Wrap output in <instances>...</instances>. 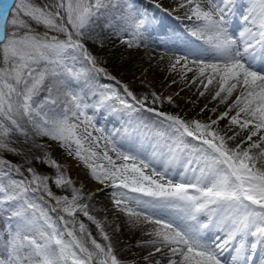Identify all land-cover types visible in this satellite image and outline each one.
Instances as JSON below:
<instances>
[{
  "label": "snow or ice",
  "instance_id": "1",
  "mask_svg": "<svg viewBox=\"0 0 264 264\" xmlns=\"http://www.w3.org/2000/svg\"><path fill=\"white\" fill-rule=\"evenodd\" d=\"M241 6L177 0L174 11L193 22L200 43L166 52L170 69L181 80L193 73L200 96L227 105L215 119L186 121L147 107L148 98L125 85L131 102L107 84L98 104L88 102L99 91L97 77L115 79L86 46L96 41L100 19L118 10L116 31L130 49L151 39L155 17L134 0H0V153H16L10 145L19 136L56 142L102 186L97 193L110 190L116 212L135 227L150 226L136 245L146 251L143 264H264V72L257 68L264 63V0L243 5L237 38L230 23ZM162 99L152 93L153 104ZM111 100L128 113L153 112L164 135L148 147H137L127 131L105 135L89 110L116 111L106 105ZM37 163L53 168L54 178L0 159V264H128L81 202L83 188L55 160ZM50 184L70 195L55 194Z\"/></svg>",
  "mask_w": 264,
  "mask_h": 264
},
{
  "label": "rangeland",
  "instance_id": "2",
  "mask_svg": "<svg viewBox=\"0 0 264 264\" xmlns=\"http://www.w3.org/2000/svg\"><path fill=\"white\" fill-rule=\"evenodd\" d=\"M247 1L248 0H241V1L238 0V2L242 5L238 11L245 8V7L243 8V5H246L248 3ZM216 2H219V0H216ZM134 3L136 8L141 11H146L144 6V4H146V7L148 8L147 14L149 16L155 17L153 28L154 30H156L155 33L157 34L156 35L157 38H159L160 36L167 38V36H170V34L176 35V37L178 35V37L183 38L182 45L184 46H182L181 51H186L188 48H195L199 45L198 43L200 42L196 37H194L195 38L194 40L192 39L190 41L186 40L187 38L186 34L187 35L191 34L193 28V22L188 21L184 17L183 12L174 11L177 5V0H134ZM154 3L162 4L163 9H166L167 12L155 8L153 6ZM238 11L236 12V14L238 13L243 14L242 13L243 11L242 12H238ZM236 14H234L231 17L232 20L230 23V28L234 26L233 30L238 32L239 28L241 27V23L239 22L241 21L242 17L241 15L237 17ZM118 20H119L118 10L107 13L104 17L100 19L99 24L96 26V33H97L96 41L95 42L89 41L86 45L89 50V53L97 57L99 65L104 67L106 71L110 73L112 77L115 78L113 80H108L102 75L97 77V88L99 89V91L97 92L96 95L89 93V98H88L89 103H96V104L99 103V101L101 100V96L99 92L106 91L104 85L107 84L109 88L116 89L119 92L121 98L128 99L129 102H131V100L130 98L126 97V94L123 92V87H121V85L127 86L129 90H131L134 93V95H136L138 98L148 97L150 101L152 100V93L155 92L163 99L155 104L151 102L152 104L150 105L147 104L146 105L147 107L153 108L155 111L158 112H163L170 115H178L186 121L192 119L208 121L209 118L215 119L220 113L227 110V105L225 104L217 103L218 105H214L213 102H217V100L213 101L211 99V96L208 95L207 93L204 96H200L199 91L202 89L200 88L199 84L193 85L190 82H188L187 84V81L185 79L184 80L180 79V75H181L180 71L177 70L176 72H173L171 71L170 66H168L165 69L169 75L167 76V78L168 80L172 78V80H175V83L172 82L170 84L169 83L170 80L166 81L167 78H164L165 81L164 83L170 84L171 86L170 88L172 87L176 88L177 86L178 88L176 90H179L181 94L187 93L185 94V96L187 95V98L185 100L186 102L184 103L175 100H173V102L170 103L168 101L169 96H165L159 93V89L157 88V85L159 86L161 83L157 84L156 86H152L151 84L141 82L140 81L141 79L139 77L140 73L142 72L141 69L133 71L135 74L130 75L131 72H129V68H124L125 63L126 65L129 64V61L128 60L126 61L127 59L126 56L135 54V52L138 51L136 48L135 50H133L134 47L130 49L129 47H127V45L121 42V40L125 39V37L119 35L116 31ZM146 42L147 43L150 42L148 45L149 48L148 46H146L148 49L159 52L163 51L161 53H163L164 56H169L166 55V52H168V50L180 51L178 49L176 50L172 49V47L168 44L165 45V43H163L161 40L159 41V43L161 42L160 44L159 43L156 44L155 40L153 39H150ZM166 46H168V48ZM156 62L158 61L155 59V61L150 65V69L148 70L149 72L156 69L154 67V64ZM168 65H170V63ZM158 69L161 71L160 66L159 68H157V70ZM127 74L130 76H127ZM150 76L151 74H149L148 77ZM117 81H119L120 84H117ZM228 103H231V101L229 100ZM106 105H114L116 111H112V109L107 106H101L98 111L89 110V115H94V122L97 124L98 127L104 129L105 135H109L113 132L124 133L125 131L135 134L138 140L137 147H139L140 145H143L144 147H148L149 140L152 139L150 135L148 136L146 134L141 135L143 132H146L145 127H143L144 123L148 121L149 123L154 124L151 121L153 119L156 122L162 124L161 126L163 130L166 127V125L162 123L160 118L156 117L153 112L139 110L136 112L128 113L122 108V106L119 104V101L117 100L106 101ZM137 107L139 106L137 105ZM201 109H204V111L202 112ZM212 109H216V111L213 112ZM227 125H228V120L225 119L219 122L218 127L220 129H224ZM145 136H147L148 139H145ZM35 145H40V147H36ZM10 147H14L16 149V153H11V154L0 153V159H7L11 163L21 166L22 168L32 166L38 173L42 175H48L54 178L55 170L51 167H46L42 163H37L38 157L41 160L45 158L49 160H55L58 164H60L61 169L64 170L66 174H68L71 177V179H73L76 186L82 187L83 190H85L84 191V193L86 194L85 199L81 202L89 204L90 214L93 215L95 218H96V213L99 212L97 207L98 204L100 203V200H98V198L106 199L107 205L112 206L111 198L109 195L110 190H105L104 192H101V194L95 193L94 195L95 199L93 198L91 201L87 199V194L92 193V190H90L92 189V187L96 186L98 188H101L102 186L98 185L94 180H92L90 175L87 173V169H85L77 161L70 158L67 152L64 149L60 148L56 142L51 141L48 138H39V137L35 138V140L32 139L25 140L23 136H19L14 139ZM78 177L82 179H80L79 181L77 179ZM50 187L52 188V191L57 195H70V193H66L60 189H57L54 185L50 184ZM105 209L104 211L106 212L107 210ZM100 212L103 213L101 210ZM0 217H2V214H0ZM78 218L79 220L83 221L86 224L87 228L92 233L93 237L96 238L98 242H102L100 235L97 229L95 228V226L91 224V222L87 221L82 215H80ZM0 222H2V219H0Z\"/></svg>",
  "mask_w": 264,
  "mask_h": 264
},
{
  "label": "bare ground",
  "instance_id": "3",
  "mask_svg": "<svg viewBox=\"0 0 264 264\" xmlns=\"http://www.w3.org/2000/svg\"><path fill=\"white\" fill-rule=\"evenodd\" d=\"M239 1H241V0H239ZM238 12H242L243 14H241V13L236 14L235 13L237 17L240 16V15L242 17V15L246 14L245 8L240 10V11H238ZM239 23H241V27L239 26L240 27L239 28V32H241L243 27H244L243 20L241 19V21ZM190 30H191V28H190ZM155 32H156V30L153 31L151 39L155 40L156 44H158L159 41L161 40L163 43H165V45L166 44L170 45L172 47V49L174 48L175 50L176 49H178L180 51L182 50V46H184V45H182L183 38L178 37V35L176 37V35H173V34H170V36H167V38L166 37H161V36L159 38H157V36H156L157 34ZM186 37H187L186 40H188V41H190L191 39L192 40L195 39L193 36H191V34L190 35L186 34ZM188 41H187V43H188ZM149 43L150 42H148V43L146 42V45L148 46ZM166 47L168 48V46H166ZM148 48H149V46H148ZM148 48L147 47H141L139 50H137L138 52H135V54H132V55H129V56L127 55L126 56V58H127L126 61L128 60L129 64L126 65V63H125V67L124 68H129V72H131L130 75L135 74L133 71L141 69L142 72L139 75V77L141 79L140 80L141 82L151 84L152 86H156L157 84L161 83L159 86L157 85V88L159 89V93H161L162 95H165V96L172 97V100H175V101H178V102H182V103L186 102L185 100L187 98V95L185 96V94H187V93L181 94L179 90H176L178 88L177 86H176V88H174V87L170 88L171 87L170 84L173 81H175V80H172V78L169 79L170 81L168 80L167 76H169V75H168V72H166V70H165L168 66H170V65H168L169 63H171L170 57L169 56H164L163 53H161L162 51H160V52L159 51H153V50L148 49ZM133 50H135V48ZM130 53H131V51H130ZM155 59L158 61V62H156L154 64V67L156 69L151 71L152 72L151 73L148 70L150 69V65L155 61ZM159 66H160L161 71L159 69L157 70V68H159ZM257 66L260 67L259 69L264 71V63H258ZM146 71L149 72V73H147ZM149 74H151L150 77H148ZM130 75L127 74V76H130ZM171 76H172V74H171ZM192 77H193V73L192 74L191 73L187 74V77L185 78V80L187 81V84H188V82L191 83V78ZM164 78H167L166 81H169L170 84L164 83L165 82ZM177 91H179V92H177ZM217 103H219L218 100H217V102H213L214 105H218ZM113 114H115V113H113ZM234 114L235 113L233 112L230 115H234ZM151 121L154 124L156 123V124H158L160 126H158L156 124L155 125L151 124L148 121L146 123H144V124L142 123L143 127H145L146 132H143L141 135L146 134L148 136L149 135V130H151V135H150L151 138L156 136L154 134H159L160 136H163L164 135V130L162 129V126H161L162 124L156 122L153 119ZM120 129H121V127H120ZM77 179L80 181V179H82V178L78 177ZM97 189H98V187L94 186L90 190H92V193H97L96 192ZM100 194H101V192H100ZM98 200H100V203L98 204V207H97L99 212L96 213V218H97L98 221L102 222V224L104 225L105 231H107L109 236L112 238L113 244L116 247L120 257L123 258L124 260L128 261V264H132V261H135L136 264H143V261L141 260V256L146 255V251H141V249L136 247V245H137L138 242L148 239V237H146L144 235V231L142 229L144 227H150V226L141 225L140 227H135V226H133L131 224V222L129 221L127 216H125L122 213L116 212L114 210L113 206H111V205L108 206L107 202H106V199L98 198ZM104 209L107 210V211L105 212ZM100 210L103 213H101ZM93 212H94V210H93ZM95 212H96V210H95Z\"/></svg>",
  "mask_w": 264,
  "mask_h": 264
},
{
  "label": "trees",
  "instance_id": "4",
  "mask_svg": "<svg viewBox=\"0 0 264 264\" xmlns=\"http://www.w3.org/2000/svg\"><path fill=\"white\" fill-rule=\"evenodd\" d=\"M144 6H145V4H144ZM145 7H146V6H145ZM88 98H89V97H88ZM147 98H148V97H147ZM151 102H152V100L150 101V99H147V104L150 105V104H152Z\"/></svg>",
  "mask_w": 264,
  "mask_h": 264
}]
</instances>
